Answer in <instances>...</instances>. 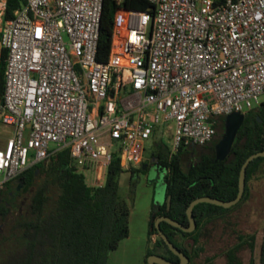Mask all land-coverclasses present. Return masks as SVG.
<instances>
[{
    "label": "built area",
    "instance_id": "2783aa9c",
    "mask_svg": "<svg viewBox=\"0 0 264 264\" xmlns=\"http://www.w3.org/2000/svg\"><path fill=\"white\" fill-rule=\"evenodd\" d=\"M148 1L152 17L120 10L124 31L103 63V0H24L10 19L0 0V123L10 128L0 189L63 149L102 187L115 157L126 171L164 136L172 152L203 146L218 116L260 106L264 0Z\"/></svg>",
    "mask_w": 264,
    "mask_h": 264
},
{
    "label": "trees",
    "instance_id": "16d2710c",
    "mask_svg": "<svg viewBox=\"0 0 264 264\" xmlns=\"http://www.w3.org/2000/svg\"><path fill=\"white\" fill-rule=\"evenodd\" d=\"M23 1L7 0L4 18H12ZM120 10L147 12L152 17L153 5L148 0H103L97 44V59L103 63L108 61L112 50L115 26L118 30L124 23V13L118 14ZM118 39L116 36L114 49ZM5 60L6 50L1 49L0 103ZM223 130L222 116H218L216 133L210 142L180 149L172 155L162 140L154 143L156 150L152 149L150 153L155 157L152 163L158 169H166L165 185L162 201L149 216L148 239L152 234H156L157 239L148 247L145 258L158 253L178 262V256L157 234V217L165 215L187 225L186 209L195 198L210 196L227 201L236 196L243 162L250 154L264 150V100L260 106L244 112L228 155L219 160L215 155V144ZM145 163L142 161L141 166ZM260 165H264V156L248 163L244 193L237 203L248 197L247 181ZM126 171L134 175L140 169L131 167ZM126 171L115 157L107 169L104 185L89 186L84 175L76 171L69 151L63 149L7 181L0 189V264H108L109 252L129 234V206L119 195V178ZM223 210L222 206L201 202L192 210L196 222L193 232H184L166 221H160L159 228L195 261L194 247L187 248L180 239L190 237L196 241L197 230ZM254 239L253 233L239 234L238 241L223 253L227 263L241 264L238 252L242 248L252 251ZM260 262L264 264V236Z\"/></svg>",
    "mask_w": 264,
    "mask_h": 264
},
{
    "label": "rangeland",
    "instance_id": "374dc122",
    "mask_svg": "<svg viewBox=\"0 0 264 264\" xmlns=\"http://www.w3.org/2000/svg\"><path fill=\"white\" fill-rule=\"evenodd\" d=\"M123 13V11L118 12ZM124 23L117 30L115 26L114 40L122 35ZM264 99L263 97L261 98ZM244 112L234 111L222 116L224 130L215 144V155L219 160L224 159L234 142L237 131L242 124ZM10 135V128L0 123V147ZM162 141L170 146V136H164ZM151 145L147 144L137 174L123 172L119 178V195L129 206V234L122 239L115 250L109 252L108 264H146L145 254L151 246L148 241V221L151 211H155L164 195L165 169L158 170L151 157ZM141 161V162H142ZM85 182L90 183L92 176L89 172L83 173ZM24 204V201H23ZM238 232L255 233L254 264L260 262V245L264 236V176L252 184L251 196L237 204L225 208L213 222L207 226L205 232L199 235L198 245H202L200 256L195 264H226L223 251L235 242ZM191 242L189 239L186 245ZM243 264H248L249 252H241ZM206 257L211 259L206 262Z\"/></svg>",
    "mask_w": 264,
    "mask_h": 264
},
{
    "label": "water",
    "instance_id": "95a60500",
    "mask_svg": "<svg viewBox=\"0 0 264 264\" xmlns=\"http://www.w3.org/2000/svg\"><path fill=\"white\" fill-rule=\"evenodd\" d=\"M243 118H244V114H243ZM259 156H264V150L250 154L243 162L241 169H240L239 178H238L237 194L233 199L224 201V200H220V199L213 198L210 196H201V197L195 198L194 200L190 202L189 206L186 209V214L189 220V224L187 226L165 215L157 217L155 220V227L157 229V232L160 235V237L165 241L168 248L179 257V262L177 263L172 262L160 255L151 254L147 257L148 264H186L188 262V257L184 254L183 251H181L176 246H174L173 243L167 238V236L160 230L159 228L160 221H166L172 226L178 227L185 232H191L195 228V220L192 214V210L196 204L201 203V202H208L211 204L222 206L224 208H228L236 204L241 199L244 193L246 167L252 159L259 157ZM169 200H170V197H168V202H167L168 208H169Z\"/></svg>",
    "mask_w": 264,
    "mask_h": 264
},
{
    "label": "flooded vegetation",
    "instance_id": "af4514ba",
    "mask_svg": "<svg viewBox=\"0 0 264 264\" xmlns=\"http://www.w3.org/2000/svg\"><path fill=\"white\" fill-rule=\"evenodd\" d=\"M169 148H170V146H169ZM151 149H155L156 150V147L154 146V144L153 145H151ZM181 149H183V148H181ZM180 150V149H179ZM178 150V151H179ZM152 151V150H151ZM178 151H176V152H172L171 151V149H170V155H172V154H175V153H177ZM151 157H152V155H151ZM153 160H155V157H152V161H151V163L153 162ZM158 169V168H157ZM163 169H165V168H163ZM163 169H158V170H163ZM165 171H166V169H165ZM163 179H164V177H163ZM193 214V213H192ZM194 217V216H193ZM188 218V217H187ZM156 220V219H155ZM195 220V219H194ZM211 222H213V220L212 221H210L209 223H207V224H205V225H203L201 228H199L198 230H197V232H196V241H194L192 238H190V237H185V238H181L180 240L182 241V243L185 245V246H187L186 245V241L189 239L191 242H189V245L187 246V248H191L192 246L194 247V249L196 250V257H195V260H196V258H198L199 256H200V251L202 250V245H198V241H199V235H200V233L201 232H205L206 231V228H207V226L208 225H210V223ZM188 224H189V220H188ZM187 224V225H188ZM184 225V224H183ZM187 225H185V226H187ZM173 227H175V226H173ZM178 228V227H177ZM180 229V228H179ZM196 229V222H195V228L191 231V232H193L194 230ZM183 231V230H182ZM185 232V231H184ZM157 234H158V232H157ZM239 234H249V233H244V232H238L237 233V235H236V237H235V242L231 245V246H233L237 241H238V236H239ZM254 234V236H255V233H253ZM158 236L160 237V235L158 234ZM156 239H157V235L156 234H152L151 236H150V239H148V241L149 242H151V246H152V244L156 241ZM255 240H256V236H255V239H254V247H253V250L251 251V250H249L248 248H242L239 252H238V255L240 256V258H241V264H243V259H242V256H241V252H243V251H248L249 252V254H250V258H249V262H248V264H251V262H252V264H254V258H253V253H254V249H255ZM165 242V241H164ZM174 245V244H173ZM150 246V247H151ZM175 246V245H174ZM231 246H229V247H227V249L228 248H230ZM168 247V246H167ZM178 248V247H177ZM148 249V248H147ZM179 249V248H178ZM226 249V250H227ZM170 250V249H169ZM191 250V249H190ZM226 250H224L223 251V253L226 251ZM171 251V250H170ZM182 251V250H181ZM172 252V251H171ZM173 253V252H172ZM151 254H156V255H160V254H158V253H151ZM151 254H149V255H151ZM174 254V253H173ZM185 254V253H184ZM148 255V256H149ZM176 255V254H175ZM186 255V254H185ZM147 256V257H148ZM160 256H162V255H160ZM177 256V255H176ZM187 256V255H186ZM147 257L145 258V260H146V262H147V264H148V261H147ZM163 257V256H162ZM188 257V256H187ZM223 257H224V260H225V262H226V264H228L227 263V261H226V259H225V256L223 255ZM165 258V257H164ZM167 259V258H166ZM211 258L210 257H206L205 258V260L204 261H206V262H208L209 260H210ZM259 259H260V254H259ZM171 261V260H170ZM173 262V261H172ZM178 262H179V257H178ZM177 263V262H176ZM196 262L194 261V260H190L189 259V257H188V262L186 263V264H195Z\"/></svg>",
    "mask_w": 264,
    "mask_h": 264
},
{
    "label": "crops",
    "instance_id": "0c3cea01",
    "mask_svg": "<svg viewBox=\"0 0 264 264\" xmlns=\"http://www.w3.org/2000/svg\"><path fill=\"white\" fill-rule=\"evenodd\" d=\"M263 176H264V165H260L259 168H258V170H257V172L247 181V187H248V197L247 198H249L251 196L252 184L257 179H260Z\"/></svg>",
    "mask_w": 264,
    "mask_h": 264
}]
</instances>
